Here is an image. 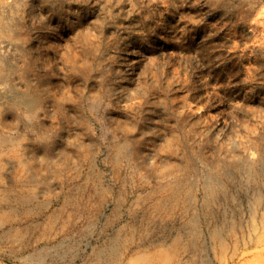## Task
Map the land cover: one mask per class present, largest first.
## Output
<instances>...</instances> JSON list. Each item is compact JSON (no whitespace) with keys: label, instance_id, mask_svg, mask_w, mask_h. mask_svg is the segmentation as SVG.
<instances>
[{"label":"rangeland","instance_id":"374dc122","mask_svg":"<svg viewBox=\"0 0 264 264\" xmlns=\"http://www.w3.org/2000/svg\"><path fill=\"white\" fill-rule=\"evenodd\" d=\"M0 264H264V0H0Z\"/></svg>","mask_w":264,"mask_h":264}]
</instances>
